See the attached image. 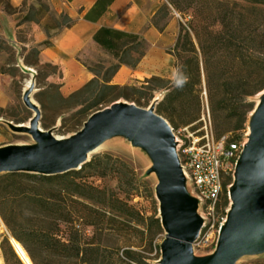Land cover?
<instances>
[{
    "label": "trees",
    "instance_id": "obj_1",
    "mask_svg": "<svg viewBox=\"0 0 264 264\" xmlns=\"http://www.w3.org/2000/svg\"><path fill=\"white\" fill-rule=\"evenodd\" d=\"M0 4L14 11L9 0ZM171 7L180 14L191 10L187 26L181 25L176 44L169 50L177 70L173 81L155 76L152 87L113 84L120 66L137 67L148 45L138 34L103 27L94 40L116 64L103 73L85 64L95 77L69 96L54 83L49 85L52 91L39 93L43 127L53 124L46 116L52 105L61 114L72 112L71 127L78 129L93 112L121 99L146 107L153 98L149 91L162 88L167 93L157 104V112L177 129L200 118L205 91L215 139L228 136L227 144L241 141L254 108L249 98L264 90V0H168L152 24L163 30L158 18L168 17ZM39 11L31 8L24 22L38 20ZM60 18L54 32L46 29L48 39L34 49L37 55L42 46L51 45L53 35L73 24L66 13ZM8 46L0 38V51ZM92 177L113 178L117 185L101 187L90 181ZM133 181L129 166L110 155L94 156L81 169L64 174L5 173L0 176V216L33 264H148L129 244L144 222L130 204ZM232 181L231 175L226 176L218 208L221 203L225 208L230 204ZM156 222L163 229L159 218ZM109 236H115L114 241ZM121 238L129 242L119 245ZM2 251L6 264H24L7 237Z\"/></svg>",
    "mask_w": 264,
    "mask_h": 264
},
{
    "label": "water",
    "instance_id": "obj_2",
    "mask_svg": "<svg viewBox=\"0 0 264 264\" xmlns=\"http://www.w3.org/2000/svg\"><path fill=\"white\" fill-rule=\"evenodd\" d=\"M34 87L33 80L23 93L25 105L34 111L29 123H8L17 132L30 133L38 144L45 141L48 144L0 146V175L26 172L49 176L79 170L91 160L89 155L97 144L113 133H124L147 151L153 161L152 171L158 178L156 197L165 231L160 264H235L239 256L261 245L264 240V100L234 173L229 190L230 207L217 245L211 255L195 260L191 256L203 218L198 213V200L186 190L187 180L173 129L157 112L159 99L147 108L126 100L116 101L93 112L82 128L69 137L57 138L53 130L40 127L42 110L38 103H31ZM13 240L11 236L12 243Z\"/></svg>",
    "mask_w": 264,
    "mask_h": 264
},
{
    "label": "rangeland",
    "instance_id": "obj_3",
    "mask_svg": "<svg viewBox=\"0 0 264 264\" xmlns=\"http://www.w3.org/2000/svg\"><path fill=\"white\" fill-rule=\"evenodd\" d=\"M164 4H168V0H164L162 5ZM41 5L49 7V10L43 8ZM31 8L34 12L39 10L41 11H39V14L35 18L38 20L24 22L23 27L18 31V41L20 42L21 48L15 49L13 46H8V49L0 51V72L4 71V73L12 78L10 92L13 97L12 103L6 108H3L4 113L3 115H0V120L2 119L0 121V126L3 128V134L0 136V146H5L8 144H28L33 146L48 144V141L38 144L30 133L17 132L14 130L13 126L8 123L13 122L14 124H28L30 118L34 116V111L29 109L23 101L24 90L33 84V80L35 82V87L32 93V98L39 104L42 110V117L44 113L39 102V93L47 90L52 91L53 89H49L50 84H60V91L64 96H69L71 94H67L65 90H62L63 85L60 81L62 73L59 67L43 60L39 55L36 54L34 50L38 46V44H35L34 42L35 32L42 30L46 33V29L54 32L59 22H61V13L51 6L49 0H27V4L22 7V9L26 11H29ZM170 10L171 14L168 17L162 18L161 15L159 16V23L161 26L165 27L170 20L174 19L179 23L180 32L181 25L187 26V23L190 20L191 10H187L183 14H180L172 7ZM80 60L94 70H101L102 73L106 72L108 69H110V67H112V65L116 64V60L113 57L103 55L101 52L91 48L83 52ZM176 74L173 79H170L167 76L156 77L173 81L176 78ZM151 78L142 80L140 82L130 83L128 85H136L137 87H142L143 85L147 87L155 86L156 83L153 82ZM166 93L167 90L162 88H156L151 92L149 91L148 95H153V98L150 104L143 108L149 107L157 99H159L160 102L165 97ZM203 95L204 104L201 109L200 118L197 121L188 125H179L177 129H174L170 124L173 129L174 136L178 142L179 140L185 142L188 131L194 132L195 130L193 129L196 128L197 130L203 125V122L200 120L202 119L203 114L206 113L207 109L209 108V106L207 108L208 102L206 100L205 91L203 92ZM263 100L264 90L249 98V101L254 104V108L248 115L246 128L241 132L242 142L244 143H247L249 139L251 129L256 123L259 113L258 110ZM71 114L72 112L68 114H61L56 109V107L52 105L47 111L46 116L47 122H53V124L49 128H45L42 125L41 119L40 127L44 130H53V133L57 138H67L82 128L79 127L78 129H74L71 127L73 121L71 119ZM232 133L233 132H229V136H232ZM101 144V148L92 154L90 159H92L94 156L110 155L113 159L121 160L129 166V168L133 171L134 180L133 188L131 189L130 194V204L134 205V207L140 212L141 218L139 221H144L143 224L138 227L139 232L131 236L130 242L121 238L119 245H122L125 243V241H127L126 243L129 242L132 249L142 255L146 263L160 264V261L162 260L161 247L165 238V231L164 229L160 228L156 222L158 218L161 221L162 212L160 210V203L156 197V185L158 183V178L154 171H152L153 161L146 150L135 145L126 137L124 133H113L107 136L101 142ZM90 181L101 187L107 186L114 188L117 185L116 180L113 178L92 177ZM186 190L189 192L188 188H186ZM229 207L230 204L225 208L221 203L220 207L217 209L216 216L219 217L220 220L221 217H226ZM219 222L221 221H217V223ZM5 237L9 239L10 244L20 258L11 241V234L0 216L1 264H6L2 251V242ZM108 239L112 242L114 241L115 236H109ZM215 247V243L205 247L196 242L191 257L195 260L206 258L212 254ZM242 257L239 256L235 260V264H264V255L259 257Z\"/></svg>",
    "mask_w": 264,
    "mask_h": 264
},
{
    "label": "crops",
    "instance_id": "obj_4",
    "mask_svg": "<svg viewBox=\"0 0 264 264\" xmlns=\"http://www.w3.org/2000/svg\"><path fill=\"white\" fill-rule=\"evenodd\" d=\"M14 11H7L0 4V38L18 49V31L23 27L28 11L23 10L25 0H9ZM58 12L66 13L72 20L70 27L64 28L50 38V46H42L39 56L59 67L62 73V90L67 94L79 89L95 77L80 60L83 52L91 48L110 56L95 40L99 29L111 28L126 33L138 34L147 42V51L137 67L122 64L112 78L113 84L125 85L151 78L167 76L173 79L176 74L175 59L169 50L179 36V23L172 19L160 30L152 24L164 0H49ZM47 34L38 30L34 34L35 44H42ZM1 56V54H0ZM1 61V57H0ZM12 78L0 72V108L12 103L10 92ZM2 120V119H1ZM0 120V121H1ZM3 128L0 126V136ZM256 241V238L254 239ZM256 244V242H255ZM264 255V240L255 249L241 257Z\"/></svg>",
    "mask_w": 264,
    "mask_h": 264
},
{
    "label": "built area",
    "instance_id": "obj_5",
    "mask_svg": "<svg viewBox=\"0 0 264 264\" xmlns=\"http://www.w3.org/2000/svg\"><path fill=\"white\" fill-rule=\"evenodd\" d=\"M200 121L203 125L194 132L188 131L185 142L179 140L177 149L187 188L198 200V213L203 218V227L197 242L206 247L214 243L217 245L227 217H221L220 220L216 216L223 195L224 181L228 175L234 177L246 142L241 140L227 144L228 136L216 140L209 108ZM231 186L232 183L228 186L229 198Z\"/></svg>",
    "mask_w": 264,
    "mask_h": 264
},
{
    "label": "bare ground",
    "instance_id": "obj_6",
    "mask_svg": "<svg viewBox=\"0 0 264 264\" xmlns=\"http://www.w3.org/2000/svg\"><path fill=\"white\" fill-rule=\"evenodd\" d=\"M31 103L33 105H37V102L34 99H31ZM22 145H28V144H22ZM101 146H102L101 143L97 144L95 148L91 151L89 156L97 152L101 148ZM13 244L15 248L18 250L19 255L24 259V261L28 264H33L24 247L17 240H13ZM0 264H1V259H0Z\"/></svg>",
    "mask_w": 264,
    "mask_h": 264
}]
</instances>
